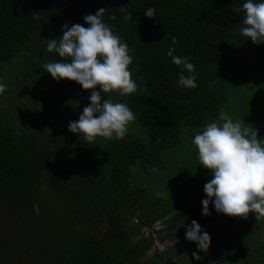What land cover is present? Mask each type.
Here are the masks:
<instances>
[{"label": "trees", "instance_id": "16d2710c", "mask_svg": "<svg viewBox=\"0 0 264 264\" xmlns=\"http://www.w3.org/2000/svg\"><path fill=\"white\" fill-rule=\"evenodd\" d=\"M245 2L0 0V83L7 85L0 94V200L15 210L16 226L13 242L5 244L8 253L20 247L16 257L27 254L34 264H168L181 253L174 246L143 259L152 244L134 242L141 226L167 218L161 242L174 241L189 227L178 228L185 211L166 203L165 195L157 197L143 179L160 170L165 151L184 135L194 138L221 110L244 114L234 91L244 79L264 74V44L241 34ZM150 7L154 18L144 13ZM100 8L106 9L103 22L131 49L129 69L138 85L134 94L103 95L127 104L136 119L122 140L97 137L89 143L68 125L90 104L91 90L53 79L43 64L68 62L47 51V39H59L65 24L89 27L83 17ZM128 13L131 21L124 19ZM169 48L195 66L198 87L178 85L182 67L173 64ZM242 88L264 112V86L255 80ZM258 118L264 123V116ZM134 123L137 135L131 133ZM231 218L226 226L238 219ZM5 259L21 264L14 256Z\"/></svg>", "mask_w": 264, "mask_h": 264}, {"label": "clouds", "instance_id": "9594fccd", "mask_svg": "<svg viewBox=\"0 0 264 264\" xmlns=\"http://www.w3.org/2000/svg\"><path fill=\"white\" fill-rule=\"evenodd\" d=\"M243 10L241 34L250 38L253 44H264V2L246 0ZM240 11L236 9V12ZM105 12V8H100L95 14L85 15L87 28L79 23L63 25V35L59 39H47V51H55L59 57L68 58V62L43 64V69L53 79L75 81L84 90H91L90 104L83 108L77 121H70L68 125L70 132L81 134L89 143L97 137L122 140L128 125L136 119L127 104L114 103L103 95L114 91L121 96L134 94L138 88L129 69L133 62L131 49L103 22ZM144 13L148 18L155 17L154 8L150 7ZM35 19L39 21L41 17L37 15ZM124 19L131 21V13ZM173 43H176L175 38ZM174 52V48H169L167 55L173 64L182 67L178 85L195 89L198 87L197 76L193 74L195 66L188 58L174 55ZM183 70L189 75H184ZM6 89L7 85L0 83V94ZM192 143L198 148L200 164L212 175L204 185L207 198L202 200V215H210L211 202L217 213L229 217L247 219L249 213H255L256 221L264 218V138H258L257 129L244 120H233L230 114L221 110L219 119L206 122ZM164 195V192L156 193L157 197ZM201 233V226L193 220L187 228L186 239L197 243L199 251L207 252L211 237L206 231ZM192 255L196 260L201 259L196 252Z\"/></svg>", "mask_w": 264, "mask_h": 264}, {"label": "rangeland", "instance_id": "374dc122", "mask_svg": "<svg viewBox=\"0 0 264 264\" xmlns=\"http://www.w3.org/2000/svg\"><path fill=\"white\" fill-rule=\"evenodd\" d=\"M255 64L254 58L253 68ZM255 80H258V84L264 86V74H254L252 77L244 79V82L236 87L234 98L236 96L242 102L241 107L245 111L244 114H241V112L240 114L233 113L231 117L233 120L244 121L243 117H246L248 119L246 124L249 125L251 120L255 118L251 127L257 129L258 138H264V123L258 120L259 115L264 116L262 107L260 105L259 108H255V99L243 93L244 89L242 88L245 85V81L248 84H253ZM235 105L240 106L237 102H235ZM139 132L141 131L134 123L131 133L137 135ZM193 139L192 137L186 139V135H184L179 146L162 154L160 170L143 179L145 185L149 184L151 186L152 192L162 191L164 186H168L165 191L167 192L165 193V202L174 206V208L180 207L181 210L185 211V219L179 223L178 228H183L187 225L191 226L193 220L198 223L217 214L214 204L210 202V215H202V200L207 198L204 192V185L212 179V175L210 170L200 164L198 148L192 143ZM131 215L130 213V218L133 219ZM231 219L229 216L213 217L207 220L204 226L201 225V234L206 231L211 237V244L207 252L199 251L197 243L188 241L186 234L179 237L176 241L168 242L169 247L176 246L179 248L178 252H181L168 264H259L256 260L259 255L264 258V240L261 239L260 243L263 242V244H259V236L262 235L261 238H264V218L256 221L255 213H249L247 219L238 218L233 220L235 221L233 225L226 226L225 224ZM162 222L163 235H165L167 234L166 228L169 224V218ZM153 225L146 228H151ZM15 227V210L0 200V264H7L8 259L5 258L8 256H14L16 261L19 259L20 261H18L21 264H34L27 260L29 259L27 254L23 255L20 253L16 257V251L20 247H16L13 253L6 251L5 244L6 242H13ZM258 229L261 231V235L257 233ZM140 239H142L141 236L136 235L134 242ZM188 246L191 248L188 249ZM152 250L153 248L151 247L145 253L143 259L151 258L154 255ZM194 252L201 257L200 260H196L193 257L192 254ZM30 258L33 259L32 256ZM261 264H264V261Z\"/></svg>", "mask_w": 264, "mask_h": 264}, {"label": "built area", "instance_id": "2783aa9c", "mask_svg": "<svg viewBox=\"0 0 264 264\" xmlns=\"http://www.w3.org/2000/svg\"><path fill=\"white\" fill-rule=\"evenodd\" d=\"M135 224H138V220L137 219H133ZM162 221H157L151 228H146L144 226H141V228L134 234L135 237L136 235L141 236V238L144 240H147L149 243L152 244V252H159V253H163L164 251L167 250L168 246V242H170L169 240H165L163 242L160 241L159 239V235H163L164 232V228L162 226ZM144 229V230H142ZM162 233V234H161ZM144 235V236H142ZM140 239V240H142Z\"/></svg>", "mask_w": 264, "mask_h": 264}, {"label": "crops", "instance_id": "0c3cea01", "mask_svg": "<svg viewBox=\"0 0 264 264\" xmlns=\"http://www.w3.org/2000/svg\"><path fill=\"white\" fill-rule=\"evenodd\" d=\"M183 236V235H182ZM179 238V237H178ZM178 238H176L174 241H176Z\"/></svg>", "mask_w": 264, "mask_h": 264}]
</instances>
